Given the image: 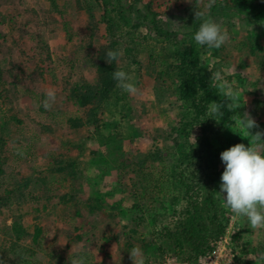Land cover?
I'll return each mask as SVG.
<instances>
[{
  "label": "rangeland",
  "instance_id": "374dc122",
  "mask_svg": "<svg viewBox=\"0 0 264 264\" xmlns=\"http://www.w3.org/2000/svg\"><path fill=\"white\" fill-rule=\"evenodd\" d=\"M51 1L0 0V202L12 197L0 210V256L7 264H68L71 246L79 244L95 249L101 264H131L134 247L144 264L174 256L167 248L161 257L157 246L170 244L158 238L155 229L162 226L151 216L164 204V224L177 226L179 203L170 200L167 174L179 149L190 147L212 169L202 176L203 197L236 219L237 254L244 247L250 264H264L255 255L264 231L257 237L218 194L225 167L220 153L249 141L240 136L235 113L209 112L213 101L224 99L209 77L223 69L238 84L241 108L235 111L256 120L253 134L264 130V10L256 19L233 8L232 0H215L210 8L209 0H106L111 36L100 7L105 0ZM197 10L230 41L211 50L197 45ZM114 46L121 55L113 70L133 77L137 95L115 80L102 93L100 62ZM48 88L56 102L46 110ZM187 93L208 105L198 126ZM17 214L25 228L20 238L12 227ZM87 260L98 264L95 254Z\"/></svg>",
  "mask_w": 264,
  "mask_h": 264
},
{
  "label": "clouds",
  "instance_id": "9594fccd",
  "mask_svg": "<svg viewBox=\"0 0 264 264\" xmlns=\"http://www.w3.org/2000/svg\"><path fill=\"white\" fill-rule=\"evenodd\" d=\"M215 0H209L206 7L210 8ZM195 20L201 23L194 33L193 39L199 46H206L209 50L219 49L230 41L229 33L222 26L205 17L203 11H194ZM121 53L118 50H109L106 53L107 62L117 61ZM112 78L116 86L129 95H137L140 90L133 82V77L123 70H115ZM223 101H213L209 106V112L216 116H223L222 110L235 113L231 116L233 122L238 125L244 135H240L249 141L248 146L237 143L220 153V159L224 164V171L220 177V191L224 205L231 213L246 218L247 222L259 237L264 231V130L252 133V129H258L256 120L247 111L236 112L240 107L238 84L235 80L226 78L225 70L212 71L209 77ZM45 99L42 102L46 110L56 102V91L53 88L45 90ZM194 142L196 138L192 135ZM115 245L111 249L114 254ZM95 254L98 264H101L98 252L91 246L79 244L70 248L68 264H88L87 257ZM131 264H144L143 253L138 247L129 252ZM260 260H264V253L259 254ZM0 264H7L4 257L0 256Z\"/></svg>",
  "mask_w": 264,
  "mask_h": 264
},
{
  "label": "trees",
  "instance_id": "16d2710c",
  "mask_svg": "<svg viewBox=\"0 0 264 264\" xmlns=\"http://www.w3.org/2000/svg\"><path fill=\"white\" fill-rule=\"evenodd\" d=\"M51 2L53 5L56 4L54 0ZM107 4L108 1L105 0L100 3V7L103 11L107 29L112 36L111 24L107 17ZM232 5L233 8L241 6L256 19L260 18L264 10V4H254L252 0H232ZM200 23L201 21L197 22L198 27ZM112 42L116 46L117 42L114 40ZM115 46L114 50H117ZM100 63L103 72L106 74L102 81V93L105 94V92L113 86L114 79L112 78V73L114 71L113 68H115V61ZM182 72L185 76L182 82H190V72L185 68ZM192 95L193 94H188L185 97L189 100V105L191 104L192 106L191 110L193 116L195 115L191 118V122L195 121V126H198L202 120L205 121L204 116H206V108H208V105L202 102V100L197 101L195 98L191 97ZM206 124H210V121H206ZM2 143L3 140H1L0 136V144ZM199 146L203 153H210L208 148L202 145V143H200ZM179 152L180 155L167 174V181L173 190L170 200L173 204L179 203L177 226L170 228L167 224H164V218L166 217V207L164 204H159L160 206H157L158 208L152 214L151 220L154 225L160 223L162 226L159 229H155L158 238L170 244V246L161 244L157 246L161 253V257L165 255L164 252L169 248L171 254L178 259L195 263L200 255L211 253L214 250V241L223 234L226 222H228L229 218L225 215L224 211L218 207L217 201L209 198L211 202H207L208 198L206 200V198L203 197L202 188L206 185L207 179H203L202 176L204 178L208 177L209 173L207 171L210 168L208 165L199 163V152L190 147L186 151L179 149ZM199 169H201L202 172L201 177L199 176ZM153 187L159 189L160 186L155 184ZM11 199V196L6 195V198H3V201L0 202V210L1 207L10 204ZM133 204L136 206V203ZM12 227L16 233V238H20L25 232L19 214L13 216ZM40 234L41 229H36L34 233L35 240H37ZM239 238L240 233L239 230H237L233 235L234 242ZM37 246L40 247L39 242H37ZM240 252L241 255L237 254L236 256L238 264H250V259L247 257V251L244 247H242ZM260 253H264V237L259 240V246L256 248L255 255L259 256Z\"/></svg>",
  "mask_w": 264,
  "mask_h": 264
},
{
  "label": "built area",
  "instance_id": "2783aa9c",
  "mask_svg": "<svg viewBox=\"0 0 264 264\" xmlns=\"http://www.w3.org/2000/svg\"><path fill=\"white\" fill-rule=\"evenodd\" d=\"M235 220L234 217H229L223 234L214 241V250L200 255L195 263L165 255L163 261L156 264H238L237 247L233 240L236 232Z\"/></svg>",
  "mask_w": 264,
  "mask_h": 264
}]
</instances>
